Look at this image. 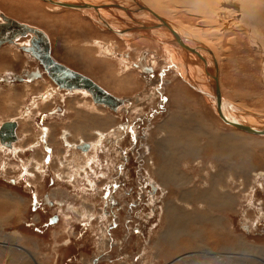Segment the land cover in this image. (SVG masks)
I'll return each instance as SVG.
<instances>
[{
	"label": "rangeland",
	"instance_id": "1",
	"mask_svg": "<svg viewBox=\"0 0 264 264\" xmlns=\"http://www.w3.org/2000/svg\"><path fill=\"white\" fill-rule=\"evenodd\" d=\"M18 1L0 0V14L40 29L50 39L51 57L54 60L89 78L107 93L122 100V107H118L120 110L116 109V112L122 111L121 114L113 112L117 116L122 115L120 122L151 115L159 108L158 103L162 97L165 103L163 108H160L161 112L151 119L149 126L146 121H138L140 130L138 139L141 140L140 143L145 144V148L138 146L136 149L137 155L143 157V162L139 163L138 159L137 162L133 160V155L129 152L127 155L131 157V162L125 169H121L122 156L113 153L112 149L97 152L98 145L97 150L93 149L89 153L91 160L83 161L78 158L81 153L74 147L61 145L59 139L62 132L68 129L69 141L75 143L79 136L75 134L79 133L75 128L86 127H83L85 124H83L84 119L81 120L82 117L90 115L92 116L90 118L100 119L103 115L107 114L109 118L114 114L108 112L109 110L104 106L95 105L90 96L81 98L80 95L79 97L67 95L64 90L59 88L57 90L53 87L55 84L44 74L42 78L45 81L26 80V73L37 68L39 63L34 59V61L28 60L24 51L8 47L11 43L2 45L0 47V123L15 120L20 125L17 132L19 140L14 143L19 147L18 150L13 148L14 151H9L0 146V264H264V138L250 135L249 137L245 133L234 132L217 121V115L214 110L211 111L206 106L204 102L208 103V101H205L204 97L195 93L193 88L195 92L187 89L188 87L185 89L181 75L174 79L169 75L173 76V69L166 64L169 62L168 57L160 45L144 40L136 43L135 47L132 46L134 49L131 48L129 54H125L124 42L117 38L119 40L117 43L120 44L118 52L113 56L108 52L99 54L91 43L93 44L96 38L106 35L84 36L88 31L90 32L84 23H88L86 20L77 22L74 30H82L72 34L68 29L63 30L62 24H66L67 21L59 23V20L51 19V16L72 15L77 12L65 9H59L61 13L59 10L53 12L35 3L27 2L23 5ZM205 17L215 22L206 14ZM201 20L199 17H194L189 22L197 29H202V32H209L211 37L219 39L218 47L223 51L224 58L231 57V61L236 65V71L232 72L230 68H225L224 79L221 77L223 95L240 109L250 108L264 114V67L260 63L264 60L262 54L255 46L251 49L245 46L242 50L243 54L236 53L235 45L231 43L239 34L245 37L247 32L244 30L230 29L231 35L228 36L215 30L217 26L209 27ZM200 37L203 36L200 34ZM261 38L264 40L263 36ZM110 39L113 40L111 37ZM27 42L28 38H22L18 43L27 44ZM213 55L216 60L224 61L218 56V52H214ZM125 56L128 57L127 62L119 61V57ZM242 56L250 59L248 61L251 64H257L255 69H249L242 62L240 63L239 59ZM142 59H147L148 67L155 70V76L149 77V80L145 79L147 76L141 69ZM134 63L137 64L136 67H140V71L132 66ZM109 69L111 74L108 73ZM163 69H166V72L162 76L167 75V78L164 79L165 82L162 78L161 82L165 86L160 84V79H156ZM230 72L235 75V83L227 80ZM118 74L136 78L131 80L130 87L127 84L120 86L119 82L115 81L120 77ZM12 75L16 76L12 77ZM174 80L175 88L172 86ZM166 81L169 84H166ZM101 82H105L110 87L118 86L120 91L115 93L108 90ZM122 87H125L124 90L121 89ZM40 93L44 96H49L51 93L52 95L45 96L47 100L45 97L43 100L37 97ZM177 93L184 97L181 103L176 101ZM230 94L232 96L234 94L233 97L245 106L230 100L228 98ZM87 99L96 108L90 107ZM125 101L126 105H124ZM72 105L76 107L77 115ZM130 106L131 116L127 117L126 112L129 111ZM105 108L108 111H105ZM97 110L99 111L96 112ZM174 112L180 113L185 119L178 117V123L173 122L177 118L172 116ZM189 114L196 115L200 125L206 123L212 130L238 138L233 144L240 142V145L244 144L249 152L241 155L242 163L251 162V167L254 168L246 172L244 166L237 165V162L235 166L231 165L230 159L229 165L216 164V150L206 146L207 139L202 137L201 132L196 128L201 154H198L199 158L180 161L176 170L183 176H190L193 179L188 182L189 185L182 186L185 190L193 185L201 186L205 182H208L209 187L215 180L220 182L218 184L221 192L218 191L213 204L208 203L211 206L208 208L209 211L206 213L205 210L208 220L204 221L201 227L204 234L203 241L184 235L187 231L195 234L199 226H196V220L191 222L192 227L186 226L187 222L181 221L187 218L190 209L178 204L179 202L176 206V201L174 202L179 185L171 181L164 184L166 177L162 175L164 180L160 183L166 186L163 187L165 190L167 189L162 193V189L156 187L154 190L152 182L147 181L150 173L156 181V176H153L155 166L158 162L162 163L161 158L158 159V152L154 150L155 146L163 142L166 135L171 136L173 130L178 132L177 140L186 139L187 120L191 119ZM116 126L120 129L122 124L110 123L108 127H103L100 122L94 124L91 121L87 124L88 128L107 131L108 137L113 139L118 138L117 134H121ZM93 133L94 131L90 130L89 136L86 134L82 138L96 141ZM251 140L253 144L256 143L255 146ZM102 143L108 146L105 139ZM130 143V136H126L121 146L124 149L130 148ZM36 144L38 145L35 146ZM206 153L209 154L208 157L205 156ZM202 154L205 156L204 160L201 159ZM169 159V162L175 164L181 160V157L173 155ZM196 161L202 163V168L196 164L198 163ZM211 165L215 170H210ZM226 175H231L232 179L226 180ZM213 185L215 186L216 183ZM203 187L208 188L206 185ZM180 192L184 193V191ZM46 195L59 205L47 204ZM170 200L173 201L171 205L174 204L177 209L171 210L170 218L166 220V209ZM15 201L21 205L15 206ZM224 201H229V206L224 208ZM152 203L155 205L153 206ZM53 215H58V222L56 220L50 223L54 219ZM113 223L116 225L111 229ZM164 239L168 241L172 239L170 241L174 242L180 253L172 252Z\"/></svg>",
	"mask_w": 264,
	"mask_h": 264
},
{
	"label": "bare ground",
	"instance_id": "2",
	"mask_svg": "<svg viewBox=\"0 0 264 264\" xmlns=\"http://www.w3.org/2000/svg\"><path fill=\"white\" fill-rule=\"evenodd\" d=\"M18 2L20 4L22 3L23 5L26 4L27 2L28 3H35V5L41 6L42 8H44L46 10L47 9L52 10L53 12H54V10H59V9L72 10V11L77 12L76 14L72 13V15L61 14V15L51 16V19L55 18L56 20H59V23H60V21H63V22L67 21L66 24H62L63 30L68 29L69 32H71L72 34H76L77 32L79 33V31L82 30V29H78L76 31L74 30L77 27L76 23L77 22L80 23L81 21L84 22L83 20H86L89 24L86 22H84V23L86 24V26L90 30V32L88 31V33L84 34V36H86V35L91 36L92 35L93 37L94 36L96 37V36L106 35V37L96 38L94 40L93 44L91 43V45L92 46L94 45L95 48L94 47L93 48L95 49V51L97 53L99 52V54H100V52H101V53L106 54V52H108L109 55H112V56L116 52H118V50H119L118 46H120V44L117 43V41H119V40H117V38L120 40H123V42H124L123 46L126 47L125 54H129L131 51L130 49L135 47L136 43H139V42L141 43L144 40H150L153 44H156V45H159V44L150 38L132 37L129 35H117L116 33L109 31V29H108L109 27H111L113 29H120V30L125 29V30H129L130 32L135 31V30L146 29V30H144L145 32L151 33L152 35L159 36V38H161L162 37L161 32H155L152 29L148 30L147 29L148 26H146L149 24L152 25V23L153 24L159 23V20L157 18H160L161 20H163L164 22L169 24L171 26V28L173 30H175L177 33L182 34L184 37H186L188 39H190V38L194 39L200 45H202L208 49V51L210 52V54H211V56L215 62L214 66L217 70V88L220 92V96L230 105H226V107H225L224 104L220 100H216V98H213V96H214L213 82L209 81V78L207 77V74L204 70L206 68L204 65H202V63L199 60H197L196 61L197 63H196L192 57H189V58H187L188 60L183 61L182 56L181 57L176 56L177 53L184 54V51L180 48V46L177 45V42H175V41L170 42V43H166L165 44V45H167L166 48H163L162 46H160L162 48V51L165 52V54L168 57L167 60L169 62H166V64L168 66L172 67V69H173V76L171 74H169V75L171 77H173V79H174V77L176 78V76L181 75L183 77V83L185 84V86H183V87L184 88L188 87L187 89H190L192 91L195 90L196 91V92L194 91L195 93H198L199 95L204 97L205 101H208V103H206V102H204V103L206 104V106L208 108L211 109V111L214 110L213 112H215V114L217 115V121L219 120L221 123L225 124L224 127H227L228 129H230L234 132L235 131H237L238 133L242 132L240 134L245 133V135H248V136L250 135L251 137L254 136V137L264 138V135H258V134H254V133L244 132V131H242V130L231 125L232 123L238 122L241 125H245V126L264 128V120L257 119V117H259V116L264 117V114H262V112L260 113V112L254 111L253 109L252 110L254 112H252V110H250V108H247V110L240 109L239 107L235 106L232 102H230L226 98V95H223L224 89L221 88V84H220V82L223 81V80H221V77H222V79H224L223 75H225L224 74L225 68H230V70L232 72L236 71L235 70L236 65H234V62L231 61V57L225 56V58H224L223 51L220 50V48L218 47L219 39L211 37L209 35V32H202V29H197L193 24H191L189 22V20L194 19V17H199L200 19H202L201 21H203V24L206 22V24L209 27H211V26L216 27L217 26V28L215 30L219 31L220 34H226L228 36L231 35V33L229 32L230 29H236L237 30V28H240V29L244 30V32H247L248 36L245 35V37H242L239 34L238 38L236 37L232 41L231 45L232 44L235 45L234 49H235L236 53L240 52L243 54L242 50L245 49L244 48L245 46H249L250 47L249 49H251L252 46H255V48L259 50V53H261L262 57L264 58V44H263L264 40H262V38H261V36L264 37V34H263V32H264V0H243V1L242 0H23V1H18ZM63 2L71 3L73 5L79 4L80 9L79 10L78 9L73 10L69 7H65V6H63L64 5ZM61 5L63 7H61ZM82 5H84V6H82ZM81 7H83V9H81ZM61 12L62 11H60V13ZM64 12H66V11H64ZM205 14L208 15L215 22L208 20L205 17ZM2 16H5V15L0 14V23H3ZM80 16L82 17L81 19H80ZM192 16H194V17H192ZM9 19H11V18H9ZM16 22H18V21H16ZM143 22L144 23L146 22V23L143 24ZM23 25H25V24H23ZM26 26H28V25H26ZM28 27L33 28L31 26H28ZM165 27H167V26L162 24L161 28H165ZM192 28H193V30H192ZM34 29H36V28H34ZM260 29L263 31H261ZM36 30L42 32L40 29H36ZM42 33L48 39L49 48H50L49 49V55L51 57V44L49 41L50 39L44 32H42ZM190 33L195 34V35H192ZM200 34L203 37H200ZM111 35H113L114 37H112ZM32 37H35L34 34L27 33L25 37L15 38L11 44L10 43H4V44H10L8 47H11V48L15 47L14 49H17L18 51H24L25 52L24 55H26L25 57L29 58L28 60L34 59L35 61H37L39 63V65L42 67V69H40L39 71L48 77V75H47L46 71L44 70L40 61L38 59H36L34 57V55H32V53H31L32 50L34 49V47H32V45H31ZM110 37L113 38V40H115V42L112 39H110ZM22 38H25V39L28 38L27 44L26 43H23V44L18 43L19 40ZM81 41H83V40H81ZM75 43H77V42H75ZM4 44H2V45H4ZM17 44H20V45H17ZM174 44H176L177 46L173 47ZM2 45H0V47ZM171 45H173V46H171ZM246 49L248 50V48H246ZM214 52H218V56L223 58L224 61L221 62V61L216 60L215 56L213 55ZM105 56H107V55H105ZM151 57H153V55H151ZM242 57H241V59H239V60H241L240 63L242 62L243 65L244 66L246 65L249 69H251V68L255 69L257 64H255V63L251 64V62L248 61L250 59H246V58H244V57L242 58ZM119 58H120L119 61L127 62L128 57L125 56V57H119ZM51 59L54 62H56V60H54V58L51 57ZM104 60H105V58H104ZM144 60L145 59H142V62H141V64H142L141 69L142 70H144L145 68H148V64L146 61L147 59L145 61ZM67 61L68 60H66V62ZM247 62L250 64H247ZM56 63L59 64L58 62H56ZM67 63H69V61ZM260 63L263 64V67H264V60H261ZM59 65H61V64H59ZM129 65H130V63H129ZM136 65L137 64L134 63L132 66L135 67V69H138L140 71L141 70L140 67H136ZM61 66L67 68L65 65H61ZM73 67L76 68L75 66H73ZM67 69H69V68H67ZM261 69H260V71H261ZM69 70H71V69H69ZM86 71H88V70H86ZM29 72L30 71H28V73ZM75 73H77V72H75ZM108 73L111 74L110 69H109ZM77 74H79V73H77ZM13 76H16V75H12V77ZM118 76H120V77L118 79H116L115 81L119 82L118 84H120V86L121 85L125 86L127 84L128 87L131 86V80L136 78V77L129 78L126 75H120V74H118ZM42 77H43V75H42ZM42 77L35 79V76L33 73H29L28 76L26 74V78H28L29 81L35 80V82H40V80L43 79ZM253 77H254V75H253ZM49 79L50 78L48 77V80ZM228 79L230 80V83L236 82L235 75L231 74V72L228 74L227 80ZM49 81L53 82L51 79ZM172 82H173L172 86H173V88H175L174 87V86H176V84L174 83L175 80ZM210 83H211V85H210ZM101 84L104 86V88H107L108 90H111L115 93L120 91L118 86L117 87H110L105 82L104 83L101 82ZM55 86L53 85V87L56 89L59 88L60 90H64L67 95H76L78 97L80 95L81 98L84 96L86 98H88V96H91V94L86 89H83V88L65 89V88H60L57 84H55ZM163 86H165V85H163ZM124 88L125 87H122L121 89L124 90ZM155 89H157V87ZM171 89H172V87H171ZM229 91H231V90H229ZM232 92H233V90H232ZM180 94H181V92H180ZM180 94L177 93V96L175 95V98H177V100H176L177 103H181L184 100V97L181 96ZM51 95H52V93L49 96L48 95H45V96L50 97ZM45 96L43 94L41 95V93L39 95H37V97H41V99H43V100H44ZM151 96H153V95H151ZM233 96H234V94H233ZM233 96L230 94V97H228V98L230 100H235L238 105L245 106L240 101L236 100L235 99L236 97L234 98ZM195 97H197V96L195 95ZM209 97H211V99ZM244 97H245V95H244ZM91 98H92V96H91ZM45 99H46V97H45ZM115 99H117V98H115ZM117 100L119 102L120 101L122 102L119 105V106H122L123 101L120 99H117ZM61 101L63 102V99H61ZM87 101H88V99H87ZM92 101L95 105H101V106H104L106 108H110L109 106H107L103 103L96 102L93 99H92ZM76 106H77V104H76ZM89 106L93 107L90 102H89ZM72 107H73V105H72ZM118 107L115 109H112V110L116 111V109H118ZM93 108H96V107H93ZM73 109H75V111H76V107L75 108L73 107ZM98 111L99 110H97L96 112H98ZM75 114L77 115V111L75 112ZM86 116H88V117H82L81 118V120L84 119L83 124H85V125L83 127H85V126L86 127L84 129H77L78 127L75 128V130L79 131V133H75L76 135L79 134V136H77L78 141L75 143H71L69 141L70 132H68V129H67V130H64L60 136L59 140L61 142V145L66 146V147H70V148L71 147L75 148L76 146H78V144L87 143L90 145L91 150H93V149L95 150L97 145H98L99 148H98V150L96 149L97 152L103 151L106 147L102 143L104 141V139H105V141L108 140V141H111V143H112L113 138L108 137L107 131L104 132V130L93 129L92 127L88 128L87 124H89L91 121L94 124L95 123L98 124V122H100V124L103 127H106V126L108 127L110 123H111V125L116 124V122H114V121H116V116L110 115V117L108 118L107 114H106V115H103L102 117H100V119L90 118V117H92L90 115H86ZM172 116L173 117L177 116V118H175L173 120V122H175V123H178L177 119H179V118L183 119L184 118V117H182V115H180V113L178 114L175 112L172 114ZM253 116H256V117H253ZM189 117H191V119L190 118H189V120L186 119L188 121V125L186 124L187 128L185 127L186 128L185 131L187 132L185 134L186 139L177 140L176 136L178 135V132L176 130H173V132H172L173 134L171 133L172 134L171 136L166 135V137L163 139V142H160L158 145L155 146L154 150L158 152L157 153L158 159L161 158L162 163L158 162L157 166H155V171H154L153 176H156V181L153 179L152 174L150 172H149L150 178L147 177V180H149L150 183L152 182V184L155 187L162 189L161 190L162 193H164V191L167 190V189L166 190L164 189V188H166V186L161 185V183H160L161 180H164L161 177L162 175H165V177H166V181L164 180V184L167 183L168 181H171V182L179 185L178 186L179 191L177 190V192L175 194L174 202L176 201V206H177V203L179 202L178 204L185 205L190 209L189 214H187V218H185L181 221L187 222L185 225L186 226L190 225L192 227L191 222L193 220H196V223H197L196 226H199L196 228L195 234L188 233L189 231H187V232H185L184 235L186 237H194L197 240L200 239L201 241H203L204 234L202 232L201 227L203 226V222L208 220L206 218V213H207V211H209L208 208H211V206L208 203L213 204L216 201L214 199V197L218 195V191H220V189H221L220 185L218 184L220 182L215 180L212 183L213 184L216 183V185L214 186L213 184H210L211 187H209L207 185L208 182H205V184L202 183L201 186L193 185L191 188L189 187V189L187 188L185 190L182 186H184L185 184H188V182L190 183L193 179L190 176L189 177L183 176L180 172H178V170H176V166L178 165L177 163H180V161L187 160L188 158H192V159H194L195 157L199 158L198 154H201L200 153V147L198 146L199 137H198L196 128H198L199 131L201 132V136L207 139L206 141L208 142V144L206 146L212 147L216 150V154H215L216 155V159H215L216 164H219V163L224 164L225 163V164L229 165V159H230L231 165L235 166V164L237 162L238 163L237 165H240L241 167L244 166L243 169L246 172L248 171V169H249V171H252V169H254V168L251 167V164H250L251 162L250 163L249 162L242 163L241 155H245L249 152L247 151L248 148L246 150L245 146H243L244 144L240 145V142H239V144H238V142H237V144H233V141L236 142V140L238 138L236 139L235 136L229 137L228 135H223V134L219 133L218 130L217 131L212 130V128H210L209 125H206V123L202 122L203 124L200 125V122H198L199 120L197 119L196 115L194 116L193 114H189ZM194 120H196L195 124H194ZM11 121L16 124V128H15L16 140L13 141L12 143H10L9 145H7L6 143L0 142V146L5 150L14 151L13 148H16L15 150H18L17 149L18 146H16V144H14V143H16L19 140L17 132L19 131L18 126L20 124L18 125V122L15 120H11ZM4 122H6V121H3L2 123H4ZM2 123H0V126L2 125ZM168 127H170V126H168ZM90 130L94 131L93 134H95V136H96V141L90 140L91 138L89 140H85L84 138H82V136H84V135L86 136V134H88ZM102 132H104V133H102ZM88 136H89V134H88ZM90 136H92V135H90ZM71 137H72V135H71ZM159 137L162 138V136H159ZM115 139H117V138H115ZM145 140H147V138H145ZM159 140L160 139H158L157 142H159ZM246 141H244V142H246ZM138 142H140V141L138 140ZM116 143L117 142H114L115 146H116ZM251 143H252V140H251ZM255 144H253V145L255 146ZM37 145L38 144H36L35 146H37ZM253 145H252V148H253ZM140 147H143V149H144L145 144L141 143ZM6 148H9V149H6ZM249 148H251V147L249 146ZM243 149H244V151H242ZM19 151H21V150H19ZM89 153L83 154L86 157H84L82 154H80V156L79 157L77 156V157L79 159H83V161H87L88 159L91 160ZM173 155H175V156L179 155L181 157V160H179V162H176L175 164L174 163L172 164L168 160H170L169 157H171ZM73 156H74V154H73ZM205 156L208 157L209 154L207 155V153H206ZM205 156L202 154L201 159L204 160ZM212 156H213V154H212ZM236 157H237V159H239V161L236 159ZM222 159L224 160L223 162H222ZM198 161H196V162H198ZM142 162H143V158H142ZM144 162H145V160H144ZM196 164H198L202 168L201 162L200 163L198 162ZM146 167H147V165H146ZM174 169H175V171H173ZM210 170L211 171L215 170V167L213 165H211ZM259 173H261V172H259ZM218 174H216V175H218ZM28 175H30V172H28ZM225 177H226V180L232 179L231 175L230 176L226 175ZM205 185H206V187H208L207 189H204L203 186H205ZM180 191H184V193H182ZM152 200H154V199H152ZM172 202L173 201L168 202L169 207H167V209H166V215H165L166 220H169L171 210H175V208L177 209V207H175L174 204L171 205ZM17 203L18 202L15 203V206L21 205V204L18 205ZM220 203H223V202H220ZM227 205L229 206V201H224L223 207L225 208ZM16 208H18V207H16ZM205 210H206V213H205ZM204 218H206V220H204ZM212 222H214V221H212ZM213 236H215V235H213ZM161 240L163 241V239H161ZM170 240H172V239H170ZM170 240L168 241V239H164V241H166L169 244V246L171 247L172 252L175 251L177 253H180L179 250L176 249L174 242H172ZM183 248L184 247H182V249ZM180 251H181V249H180ZM182 258H183V256H182ZM179 261H180V259H179Z\"/></svg>",
	"mask_w": 264,
	"mask_h": 264
},
{
	"label": "water",
	"instance_id": "3",
	"mask_svg": "<svg viewBox=\"0 0 264 264\" xmlns=\"http://www.w3.org/2000/svg\"><path fill=\"white\" fill-rule=\"evenodd\" d=\"M63 4H62L63 6L69 7L73 10L80 9L79 4L73 5L71 3H65V2H63ZM62 5L61 7H63ZM81 9H83V7H81ZM2 19H3V23H0V45L4 43H12V41L15 38L25 37L27 33L34 34L35 37H32L31 39V45L32 47H34V49L32 50L31 53L32 55H34L36 59L40 61L48 77L55 84H57L60 88L86 89L91 94L92 99L94 101L103 103L109 106L111 109L117 108L122 103L121 101L119 102L117 99L112 97L109 93L101 89L98 85H96L89 78L83 75L77 74L57 64L56 62H54L49 55L50 48H49L48 39L42 32L34 28H30L21 23H18L15 20L9 19L5 16H2ZM157 19L159 20V23L157 24L152 23V25L150 24L146 26H148L147 28L148 30L152 29L155 32H161V36H162L161 38H159V36H154L151 33L145 32L144 30L146 29L135 30L132 32H130L129 30H125V29L123 30L113 29L109 26H108L109 27L108 29L109 31H112L116 33L117 35H129L132 37L150 38L156 41L163 48H166L167 46L165 45L166 43H170L173 41L177 42V45L180 46V48L184 51V54L177 53L176 56L178 57L182 56L183 61L188 60L187 58L189 57H192L195 62L199 60L202 63V65H204L206 68L204 70L207 74V77L209 78V81L213 82V85H214L213 91H214V96H215V97L213 96V98H216V100H220L224 104L225 107L226 105H230L220 96V92L217 88V70L214 66L215 62L210 52L208 51V49L200 45L194 39H191V38L188 39L184 37L182 34L177 33L175 30L171 28L169 24H167L160 18H157ZM162 24H164L167 27L161 28ZM177 45L174 44V46L173 45L171 46L176 47ZM209 98L211 99V97ZM256 116H253V117H256ZM257 119L264 120V117L259 116L257 117ZM231 125L244 132L264 135V128L245 126V125H241L238 122L232 123ZM15 128H16V124L12 121H6L2 123V125L0 126V142L6 143L7 145H9L13 141H15L16 140ZM56 220L57 219H53V222H55Z\"/></svg>",
	"mask_w": 264,
	"mask_h": 264
},
{
	"label": "flooded vegetation",
	"instance_id": "4",
	"mask_svg": "<svg viewBox=\"0 0 264 264\" xmlns=\"http://www.w3.org/2000/svg\"><path fill=\"white\" fill-rule=\"evenodd\" d=\"M57 62V61H56ZM38 63V62H37ZM59 64H61V63H59ZM61 65H63V64H61ZM67 67V66H66ZM67 68H69V67H67ZM40 69H42V67L38 64V67L37 68H35L33 71H31V72H29V73H33L34 74V76H35V79H38V78H40V77H42V75H43V73H41L39 70ZM70 69V68H69ZM72 70V69H71ZM73 71V70H72ZM75 72V71H74ZM143 72H144V74L147 76V77H145V79H148L149 77H151V78H153L154 76H155V70H152V68L151 67H148V68H145L144 70H143ZM164 72H166V69H163V70H161V72H159V76H158V78H156L157 80L158 79H160L159 81H160V84H162V78H163V80L165 79V78H167V75H163L162 76V74H164ZM28 72L26 73L27 74V76H28V74H29ZM26 76V75H25ZM34 79V78H33ZM26 80H28V78H26ZM149 80V79H148ZM165 82V81H164ZM53 83V82H52ZM166 84H169V82L168 81H166ZM91 97V96H90ZM92 99V98H91ZM163 103H165V101L163 100V97L162 98H160V102L158 103V106H159V108L157 109V110H155L154 112H152V114L150 115H147V117H142V118H134V120L132 121V119H131V121H132V123H131V121L130 120H128L127 122H120L119 120H120V116H122V115H120V116H117V115H115V113H113L114 111L112 110V109H110V108H105V111L107 110L108 112H111V113H113L115 116H116V122L117 123H121L122 124V126L120 127V129H119V126H116V128L118 127V129H117V131H120L121 132V134L120 135H118L117 134V136H118V138L117 139H113V142L111 143V141H108V140H106V142L108 143V150L109 149H112L113 151V153H118V154H120V156H122V158H121V160L122 161H120L121 163H120V168L121 169H125V167L128 165V163H130L131 162V157L129 158V155H127V154H129V152L133 155V160H135L136 161V159H138L139 160V163H141L142 162V160L140 159V158H143L142 156H138L137 155V153H138V151H137V149H136V147H138V146H140V142H138V134H140V130L138 129V127H139V124H138V121H146V123L148 124V126L151 124L150 122H151V119L153 118V117H155L154 115L155 114H159L160 112H161V109L163 108ZM124 105H126V101H125V103H124ZM119 107H122V106H119ZM161 108V109H160ZM117 110H120V109H117ZM116 110V111H117ZM129 111H127L126 112V115H127V117L129 116H131V106H130V108L128 109ZM115 111V112H116ZM121 112L122 111H120V113H119V111L118 112H116L117 114H121ZM130 119V118H129ZM147 126V127H148ZM116 128H114L115 130H116ZM126 136H130V138H131V143H130V148H123L122 146H121V144H122V142H123V139L122 138H126ZM140 137H141V135H140ZM143 140H144V138H143ZM141 141V140H140ZM114 142H117L116 143V146H115V144H114ZM119 142V143H118ZM111 144V145H110ZM107 147H105V149L104 150H107ZM115 148V149H114ZM142 149H143V147H141ZM75 149L77 150V151H79L81 154H87V153H89L90 151H91V149H90V145L89 144H87V143H81V144H78V146H76L75 147ZM84 150V151H83ZM103 150V151H104ZM103 151H99V152H103ZM85 152V153H84ZM136 155V156H135ZM143 155V154H142ZM137 162V161H136ZM135 162V163H136ZM142 166V165H141ZM119 173V172H118ZM149 183H150V181L149 180H147ZM153 187V189L155 190V186L154 185H152ZM140 189V188H139ZM139 194H140V191H139ZM128 195V194H127ZM112 197H113V195H111ZM128 196H130V194L128 195ZM152 197V196H151ZM154 198V197H153ZM45 202L48 204V203H50L49 205H51V206H54V204L55 205H59L58 203H55V202H53V200H51L50 199V197H49V195H46V197H45ZM31 204V203H30ZM30 204H29V207H30ZM118 204H119V201H118ZM153 204V206L155 205V203H152ZM112 212H114V210H112ZM54 216V219H57V222H58V220H59V217H58V215H53ZM114 218H116V217H114ZM50 221V220H49ZM56 222V223H57ZM50 223H53L52 222V220L50 221ZM55 223V224H56ZM116 224L115 223H113V225L112 226H110L111 227V229L113 228V226H115ZM111 229H110V231H111ZM104 255V254H103ZM102 257V256H101ZM103 259V258H102ZM93 261L95 262V260L93 259ZM101 261V260H100Z\"/></svg>",
	"mask_w": 264,
	"mask_h": 264
},
{
	"label": "crops",
	"instance_id": "5",
	"mask_svg": "<svg viewBox=\"0 0 264 264\" xmlns=\"http://www.w3.org/2000/svg\"><path fill=\"white\" fill-rule=\"evenodd\" d=\"M242 1H243V0H242ZM260 30H261V29H260ZM261 31H263V30H261ZM263 34H264V32H263ZM96 262H97V261H96ZM98 262H99V261H98ZM98 262H97V263H98Z\"/></svg>",
	"mask_w": 264,
	"mask_h": 264
}]
</instances>
